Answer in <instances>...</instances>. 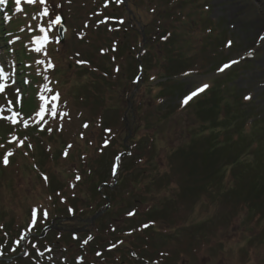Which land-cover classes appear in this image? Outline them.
Returning <instances> with one entry per match:
<instances>
[{
    "label": "rangeland",
    "instance_id": "374dc122",
    "mask_svg": "<svg viewBox=\"0 0 264 264\" xmlns=\"http://www.w3.org/2000/svg\"><path fill=\"white\" fill-rule=\"evenodd\" d=\"M7 1L0 137L14 142L0 141V226L20 232L12 249L31 248L18 264H79L91 231L90 245L119 247L104 252L114 264H264V197L250 191L264 163V22L254 23L264 0H9L10 11ZM230 60L239 62L218 70ZM204 84L221 90L214 133L204 129L209 101L183 103ZM238 114L245 123L229 125ZM241 161L257 167L244 179ZM52 223L64 235L37 238Z\"/></svg>",
    "mask_w": 264,
    "mask_h": 264
},
{
    "label": "trees",
    "instance_id": "16d2710c",
    "mask_svg": "<svg viewBox=\"0 0 264 264\" xmlns=\"http://www.w3.org/2000/svg\"><path fill=\"white\" fill-rule=\"evenodd\" d=\"M222 87H224V85H222ZM211 88V87H210ZM209 88V89H210ZM208 89V90H209ZM219 89H220V87H219ZM225 89V88H224ZM223 89V90H224ZM219 91H220V93H221V90H217V88H215V86H212V95H209V93H203V95H200V96H197L195 99H193L189 104H192V103H197L198 104V106L200 107L201 106V104H202V101L204 102V101H209L210 102V105L208 106V109H206V114H207V116H208V118H209V120H208V124L206 123V125H205V128L204 129H210L213 133L215 132V126H217V125H220L221 123H218V124H213L212 122H215V120L213 119L215 116L217 117L218 116V114H219V110H220V106H221V103H220V93H219ZM207 96V97H206ZM202 97H206V98H202ZM188 104V105H189ZM244 118H245V115L244 114H238L237 116H233V118H231L230 120H228V122H229V125L231 124V123H237V125H236V127L237 128H240V123H243V121H244ZM225 120H223V122H224ZM222 122V123H223ZM242 132L243 131H240V130H238L237 129V134L238 135H241L242 134ZM240 141V139L239 140H236V147L237 148H239V146H242L243 144L242 143H239L238 144V142ZM244 153V152H243ZM243 153H240L241 155L243 154ZM239 156H238V154H237V156L235 157V159L236 158H238ZM239 159H240V157H239ZM242 163H244V164H242L241 165V168H239L238 169V171L241 173V175L244 177V176H247V175H251V174H249V172L248 171H250L249 169H247L248 167H250V168H252L253 169V167L251 166V164H248L247 163V161H241ZM259 168H260V166H258ZM260 169H262V171H260V174L258 173V175H259V177H260V179H262V180H264V163L262 164V168H260ZM241 170H242V172H241ZM251 172V171H250ZM211 173H213V174H215V172H211ZM252 173V172H251ZM253 176V175H252ZM250 177V176H249ZM250 191L252 192V191H255V193L257 194V195H261V196H263L264 195V184H256V182H252L251 183V185H250Z\"/></svg>",
    "mask_w": 264,
    "mask_h": 264
},
{
    "label": "snow or ice",
    "instance_id": "6c2138e0",
    "mask_svg": "<svg viewBox=\"0 0 264 264\" xmlns=\"http://www.w3.org/2000/svg\"><path fill=\"white\" fill-rule=\"evenodd\" d=\"M4 2H6V0H4ZM36 2H37V0H28V3H30V4H33V3H36ZM39 2H40V3H46V0H39ZM16 3H17V5H19V4H20V0H16ZM44 15H45V16L49 15V10H48V8H45V9H44ZM61 20H62V17H60V16H56V18H55V23H56V24H59V23H61ZM37 39L39 40L40 38L38 37ZM56 39L58 40L59 38L57 37ZM262 39H264V37H262ZM43 40H44V41H47V40H48V36L45 35V36L43 37ZM230 45H231V41H229V46H230ZM40 50H41V49H40L39 47L36 48V51H40ZM247 55H248V56H251V55H252V52H248ZM238 62H239V61H236V60L231 61V62H229V63L224 64V65H223L220 69H218V70H219V71H224L225 69L230 68L232 64H235V63H238ZM49 66L52 67V65H49ZM8 79H9V74L4 72L3 66H0V80H2V81H7ZM12 82L14 83V81H12ZM7 86H10V85H9V84H6V83H4V82H0V93H2V92L4 91V89H5ZM208 87H209V86H208L207 84H204V85H202L201 87L197 88L195 91L191 92L187 97L184 98L183 103H184V104H187L189 100H191L193 97L197 96L199 93L203 92V91H204L205 89H207ZM17 91H18V90H17ZM58 96H59V94H56L55 96L51 97V99H52L53 101L58 100ZM41 99H45V98H44V97H41ZM246 99H250V97H246ZM3 111H4V109H3V108H0V112H3ZM52 111H53V115H55V109H53ZM40 112L43 113V112H44V108H41V109H40ZM14 117H15V113H14L12 116H8V117H6V119H8V120H13V121H14ZM0 118H4V117H0ZM85 127H87V125H85ZM49 130H50V129H49ZM22 143H23V142L21 141V142H20V145H18V146H22ZM0 147H3V146L0 145ZM12 154H13V153H12L11 151H8V152L4 155V157H3V163H4L5 165L8 164V162H9L8 157L11 156ZM65 154H66V153H65ZM76 178H77V180L80 179L79 176H77ZM45 179H47V177H45ZM43 215H44L45 218L47 217L48 213H47L46 210L43 212ZM33 224H34V221H33ZM0 227H2V226H0ZM89 239H91V237H89ZM16 243L19 244V241H17ZM85 243H87V241H85Z\"/></svg>",
    "mask_w": 264,
    "mask_h": 264
},
{
    "label": "bare ground",
    "instance_id": "6f19581e",
    "mask_svg": "<svg viewBox=\"0 0 264 264\" xmlns=\"http://www.w3.org/2000/svg\"><path fill=\"white\" fill-rule=\"evenodd\" d=\"M264 22V14H261L254 23Z\"/></svg>",
    "mask_w": 264,
    "mask_h": 264
}]
</instances>
